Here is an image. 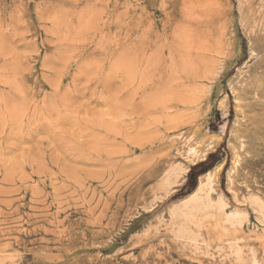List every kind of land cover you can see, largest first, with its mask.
<instances>
[{"label":"rangeland","instance_id":"1","mask_svg":"<svg viewBox=\"0 0 264 264\" xmlns=\"http://www.w3.org/2000/svg\"><path fill=\"white\" fill-rule=\"evenodd\" d=\"M194 5L0 0V264H264V0Z\"/></svg>","mask_w":264,"mask_h":264},{"label":"bare ground","instance_id":"2","mask_svg":"<svg viewBox=\"0 0 264 264\" xmlns=\"http://www.w3.org/2000/svg\"><path fill=\"white\" fill-rule=\"evenodd\" d=\"M188 1H192V4L193 3H195V5L197 4V5H204V3H210V1L211 0H188ZM195 5H194V7H195ZM196 5V6H197ZM211 5V4H210ZM209 5V6H210ZM212 5H213V3H212ZM212 5H211V7H212ZM214 5H216V4H214ZM219 5V4H218ZM251 5V4H250ZM200 6V7H201ZM193 7V8H194ZM216 7V6H215ZM205 9V8H204ZM208 9V8H207ZM207 9H205V10H207ZM215 9V8H214ZM210 10H212V9H210ZM209 9H208V12L210 11ZM204 13V12H203ZM206 13V12H205ZM255 78V77H254ZM257 78V77H256ZM260 80V79H259ZM257 81V80H256ZM258 82V81H257ZM250 83H251V80H250ZM249 83V84H250ZM251 85V84H250ZM261 86V85H260ZM250 87H252V86H250ZM248 88V87H247ZM252 90V89H251ZM250 90V93L251 92H253V91H251ZM246 91V90H245ZM262 91H263V89H262ZM248 92V91H247ZM261 92V91H260ZM243 93V92H242ZM257 93V92H256ZM248 94V93H247ZM253 94V93H252ZM252 94H250V95H252ZM264 94V93H263ZM245 95H246V92H245ZM248 96V95H247ZM255 96V95H254ZM261 96V95H260ZM253 97V96H252ZM248 98V97H247ZM256 98V97H255ZM254 98V99H255ZM253 99V98H252ZM251 100V99H250ZM257 100V99H256ZM263 100V99H262ZM249 110H251V109H248V111ZM178 119V118H177ZM218 140V143L219 142H221L222 141V137H220L219 139H217ZM213 149V148H212ZM216 150V149H215ZM207 153V152H206ZM206 153H198L197 151H192V153H191V155H192V157H193V159H192V161H193V163L194 164H197V163H199V162H202V161H204V160H206L207 159V154ZM190 154V153H189ZM190 155V156H191ZM189 156V157H190ZM191 158V157H190ZM223 167V163H220V164H217L212 170H210L209 172H207V173H205L204 175H202V176H200L199 177V180H201V179H203L204 181H200L199 182V184H198V186L196 187V189L193 191V193L192 194H190L189 196H188V198H187V200H190V199H193V198H195L196 196H197V194L198 193H200V192H202V191H204V189H206V191H207V197H206V202H205V205H207L208 207H211L212 205H211V199L208 197V193L209 192H211V191H213V186H214V184L216 183V178H217V175H218V171L221 169ZM186 200V199H185ZM218 203H220L219 204V208L220 209H223L224 208V204H223V201L220 199L219 201H218ZM227 221L228 222H231L232 224L233 223H239V221L234 217V218H229L228 217V219H227Z\"/></svg>","mask_w":264,"mask_h":264},{"label":"trees","instance_id":"3","mask_svg":"<svg viewBox=\"0 0 264 264\" xmlns=\"http://www.w3.org/2000/svg\"><path fill=\"white\" fill-rule=\"evenodd\" d=\"M220 162L219 151H217L216 153L210 154L205 161L193 166L189 172L188 185H194L198 177L212 170Z\"/></svg>","mask_w":264,"mask_h":264}]
</instances>
